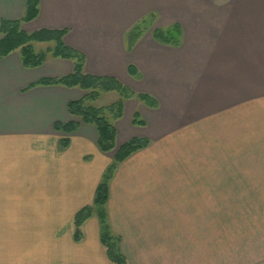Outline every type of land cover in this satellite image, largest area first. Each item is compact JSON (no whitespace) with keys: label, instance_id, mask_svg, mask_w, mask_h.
<instances>
[{"label":"crops","instance_id":"crops-1","mask_svg":"<svg viewBox=\"0 0 264 264\" xmlns=\"http://www.w3.org/2000/svg\"><path fill=\"white\" fill-rule=\"evenodd\" d=\"M27 1L0 0V23L21 19ZM39 1L21 30H66L86 74L114 78L134 96L111 91L93 102L123 99L116 149L102 152L95 126L67 111L87 91L29 88L71 74L72 60L26 68L19 50L0 58V264H113L97 216L79 242L73 216L92 204L116 150L133 138L148 145L117 165L105 205L127 264H240L226 234L242 205H256L234 194H264V0ZM150 14L129 50L126 34ZM166 29L173 40L156 37ZM68 122L76 132L53 127ZM259 216L237 234H264Z\"/></svg>","mask_w":264,"mask_h":264},{"label":"trees","instance_id":"trees-1","mask_svg":"<svg viewBox=\"0 0 264 264\" xmlns=\"http://www.w3.org/2000/svg\"><path fill=\"white\" fill-rule=\"evenodd\" d=\"M39 0H28L26 3L25 13L19 20L9 21L2 20L0 23V58L7 56L14 50H19L21 63L26 68H35L44 63L48 57H60L70 59L74 63L73 72L60 78L43 79L32 84L29 88L36 85H62L68 88L77 87L87 91L83 99L71 100L67 104V111L70 115L80 118L82 123L92 124L97 130V145L100 151L110 152L116 149V129L113 121L120 118L123 113V99L134 96L132 91L121 85L111 77H101L86 74L84 72V56L81 52L67 46L63 38L66 30L39 29L32 33L21 30L23 22H30L35 19L39 13ZM153 14L141 19L126 34L127 46L131 50L142 33V25L152 21ZM155 35L163 40H173L171 30L156 31ZM31 43H54V46L48 48L45 53L34 52ZM178 44V43H176ZM116 91L123 99L112 104L96 107L93 105L100 93ZM140 98L150 101L149 97L140 95ZM156 106V103L153 102ZM134 123L140 122L136 118ZM57 131L71 134L77 131L79 124L76 122L55 123L53 125ZM148 145V140L144 138H133L121 145L115 152L112 162L107 166L102 176V180L97 186L92 204L86 205L75 213L73 216V238L79 242L82 239V225L84 222L96 215L100 222L101 242L106 249V254L113 264H127L126 257L119 246V238L116 237L108 224L105 205L108 200L109 183L117 168V165L130 156L132 153ZM68 146V138L60 142L62 149Z\"/></svg>","mask_w":264,"mask_h":264},{"label":"rangeland","instance_id":"rangeland-1","mask_svg":"<svg viewBox=\"0 0 264 264\" xmlns=\"http://www.w3.org/2000/svg\"><path fill=\"white\" fill-rule=\"evenodd\" d=\"M149 24V21L147 23H144L143 26H147ZM32 48L34 52L36 53H45L48 48H52L54 46V43H31ZM117 94H105L102 96L99 104L107 105L108 103L112 102L114 97H116ZM229 189V188H228ZM243 189V188H242ZM232 195H228V197H231ZM240 198V201L243 202H250L252 201L256 205V209L249 210L246 206L242 205V208L240 211H237L236 217H235V224L232 229H242L244 226H250L253 225V222L249 219L256 218L259 219V215L264 214V194H255L252 193H240V194H234V197ZM244 204V203H243ZM246 205V204H244ZM262 221V220H261ZM261 229L264 231V225L263 221L261 222ZM254 224L261 234L260 227L256 222L254 221ZM226 228H230L229 226ZM230 228V229H231ZM254 229V228H253ZM228 233L226 234V251L233 249V251L239 252L240 251V257L239 262L240 264H264V234L262 235H256L253 234V236L248 235H239L237 232ZM115 235V234H114ZM116 236V235H115ZM118 237V236H116ZM119 238V237H118ZM119 246H120V240H119Z\"/></svg>","mask_w":264,"mask_h":264}]
</instances>
